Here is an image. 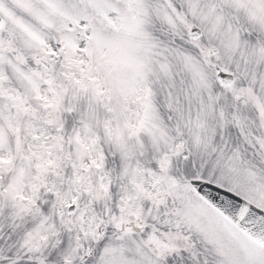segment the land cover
Wrapping results in <instances>:
<instances>
[{"label":"snow or ice","instance_id":"1","mask_svg":"<svg viewBox=\"0 0 264 264\" xmlns=\"http://www.w3.org/2000/svg\"><path fill=\"white\" fill-rule=\"evenodd\" d=\"M0 264H264V0H0Z\"/></svg>","mask_w":264,"mask_h":264}]
</instances>
